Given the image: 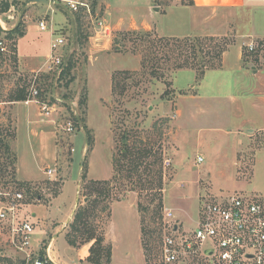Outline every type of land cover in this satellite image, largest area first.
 <instances>
[{
    "label": "rangeland",
    "instance_id": "374dc122",
    "mask_svg": "<svg viewBox=\"0 0 264 264\" xmlns=\"http://www.w3.org/2000/svg\"><path fill=\"white\" fill-rule=\"evenodd\" d=\"M11 2L0 0L4 47L0 49V190L22 192L17 215L32 224L40 253L51 238L60 261H75L64 235L54 239L53 231L77 196L74 212L60 232L76 234L70 224L83 208L82 233L76 235L74 247L89 244V264L97 260L99 264H218L201 255H186L173 263L161 257L164 234L174 226L180 232L194 229L207 203L231 193L264 194V118L252 111L244 97L239 109L230 105L229 98L211 97L225 89L238 95V83H199V70L176 67L186 56L171 52V44L163 47L164 41L155 42L164 38L161 35H193L206 26L189 22L188 12L159 13L155 25L160 35L154 30L147 35L113 29L110 52L122 54L94 59L98 54H92L89 37L105 25L98 4L97 15H91L89 4V9L67 7L61 12L52 3L32 4L30 19L27 8L24 12L27 35L23 16L24 35L7 39L5 31L16 25L22 7V2ZM158 2L166 8L178 0ZM254 13L256 24L264 25V7ZM224 14L234 27L246 16L234 9ZM41 19L45 30L39 28ZM57 34L65 42L52 52L50 44ZM115 38L122 44L120 51L112 47ZM196 38L213 39L216 50H210L215 54L237 39L234 29L224 36L192 37ZM242 47L247 61L264 62L263 40L246 38ZM50 53L72 60L69 76L60 77L47 68ZM186 54L191 52L187 49ZM156 62L159 67L153 72ZM70 76L73 79L66 87ZM33 87L40 90L41 100L55 103L53 116L40 114L34 103L10 100L16 94L27 97ZM196 91L201 98L193 97ZM67 120L74 126L69 133L63 129ZM131 147L149 149L150 155L129 169V153L124 157L122 150ZM198 155L203 161H196ZM165 158L171 160L169 167L163 165ZM166 208L173 213L170 219L165 217ZM88 234L95 238L86 240ZM7 239L6 225L0 222V264L14 254Z\"/></svg>",
    "mask_w": 264,
    "mask_h": 264
},
{
    "label": "built area",
    "instance_id": "2783aa9c",
    "mask_svg": "<svg viewBox=\"0 0 264 264\" xmlns=\"http://www.w3.org/2000/svg\"><path fill=\"white\" fill-rule=\"evenodd\" d=\"M66 6L72 10L78 7L88 8V4L81 1L67 0ZM98 26L102 28L101 21ZM104 27H106L104 25ZM102 33H108L104 29ZM39 28L46 29L45 19L39 20ZM62 37H56L50 44L53 52L64 44ZM253 48V43L248 44ZM0 49L3 42L0 40ZM63 59L50 53L47 68L60 73ZM25 105L34 103L40 114L50 116L56 111L53 102L40 99V90L33 87L23 100ZM77 117V115H75ZM69 133L74 131L71 120H67L63 127ZM197 162L203 161L198 155ZM171 160H163L164 167H169ZM51 174L49 170L47 172ZM22 192L7 189L0 190V222L4 223L8 232V243L14 251L9 260L1 264H50L52 259L48 253L40 254L39 246L34 242V228L27 220H20L17 211L18 202L22 199ZM171 209L166 208L165 217L172 218ZM161 257L165 263L176 262L180 257L201 255L214 258L218 264H264V194L252 196L231 193L214 199L203 206L197 225L189 232H180L174 226L171 233L164 234L161 241ZM211 249L212 253L206 255Z\"/></svg>",
    "mask_w": 264,
    "mask_h": 264
},
{
    "label": "crops",
    "instance_id": "0c3cea01",
    "mask_svg": "<svg viewBox=\"0 0 264 264\" xmlns=\"http://www.w3.org/2000/svg\"><path fill=\"white\" fill-rule=\"evenodd\" d=\"M16 1L26 2V0ZM61 1H63L64 4H62ZM47 2L54 4L53 9L55 11L67 9L65 4L66 0H49ZM35 3L38 2H30L26 7L27 11L25 15L27 14L28 19L31 18L28 15L30 12V5ZM98 6L99 7L97 10L99 9L100 11L101 20L105 23V26L108 27L109 32L108 34H102V32L96 31V34L89 37L92 54H98L96 57H94V59L101 55L109 57L115 54H122L110 52L111 34L113 29H128L138 31L154 30L156 33H158L155 25V18L159 13H167L170 10L181 11V13L188 12L189 16L187 18L189 22L198 23L201 26L206 27L205 29H202L203 32L199 31L193 35H161L164 37L182 38L194 36H224L228 35L230 31L234 29L237 39L234 40V42L223 52L221 56L220 67L218 69H207L199 83H205L206 85L210 82L219 84L222 81H226L227 85L230 84V81H232L233 85L238 83L240 86L238 95L235 96L225 89L220 93L221 95H211V97L229 98L232 101L230 105H232L235 109H239L240 99L241 97H244L243 99H247L246 101L248 102L250 101L249 105L251 106L252 111L264 118V62L258 64L256 62L253 63L247 61L248 59H246V56H244V49L242 47V43L245 42L246 38L264 41V25L256 24L254 13L257 9H262L264 7V0H178V2L168 4L166 8H163L158 0H98ZM260 6L263 7L260 8ZM50 7L52 6H49V8ZM53 9L51 8V10ZM229 9L239 10L240 12H244L246 14L242 21L236 23V27H234V25L229 26L228 17L224 14V12ZM97 10L95 8L94 13L97 12ZM25 15V20L23 21L26 25L25 29L27 35L28 28ZM62 17L64 18L63 13ZM51 30L55 32L53 27ZM57 36L62 37L60 34H57ZM231 52L232 54L230 55ZM231 56L232 60L229 59ZM91 58L92 56L90 59ZM200 95L201 94L196 91L193 97L201 98L202 96ZM50 116L53 115L51 114ZM49 122H51V124L55 123L54 119H49ZM57 196H59V194L56 195V197ZM56 197L54 196L52 198L54 199ZM77 198L78 197L76 196V199ZM75 207L76 200L74 206H71L68 209L67 216L62 221L63 223L68 219L69 215L73 214ZM63 223L54 224V239H56L57 236L62 233L66 240L65 233L60 232V228ZM36 238L37 237L34 236V242L38 244V240ZM52 243L53 240L51 238L47 240L42 251L43 254L45 252L49 254L50 258L52 259L50 264H76L75 261L77 264H89L88 261H86L89 244L88 246L83 245L78 248L68 244L70 245V248L73 250V252H75L74 258L76 259H74L75 261L72 260L66 263L64 261H60L57 254L53 252Z\"/></svg>",
    "mask_w": 264,
    "mask_h": 264
},
{
    "label": "trees",
    "instance_id": "16d2710c",
    "mask_svg": "<svg viewBox=\"0 0 264 264\" xmlns=\"http://www.w3.org/2000/svg\"><path fill=\"white\" fill-rule=\"evenodd\" d=\"M85 2L87 4H89V8L91 9V15H93L94 11H95V8L98 4V0H85ZM18 3L16 0H12L11 2V5H14ZM24 4V2H22V5ZM9 6V5H7ZM7 9V8H6ZM22 24L23 22H20L18 25H16L15 27L9 29V30H6L5 31V37L7 39H14L15 37H22L24 35V32L22 30ZM2 30L0 29V32ZM128 32H135V30H128ZM127 32V33H128ZM138 32V31H136ZM143 32V31H141ZM145 33H147V35L150 33V31H144ZM126 33V34H127ZM142 35V34H140ZM194 38V37H193ZM201 40L204 41L201 42ZM200 39H192V37H182V38H175V37H164L162 38L161 40H157L155 41L156 43H159L161 44L162 41H164L163 44H161L163 47H168L169 44L173 45L174 49H171L170 51L174 52L176 51V53H180V56H186L187 59H184L183 62H177L176 63V67L180 68V67H190V68H194L196 70H199V77L202 78L204 72L207 70V69H211V68H214V67H220L221 65V56L223 54V52L226 50V47H223V48H220L218 49V51L216 52H213L210 50V47L211 49L213 50L212 47H214V51L216 50V46L217 44H213L212 43V40L211 38H208V41H206L207 39H203L201 38ZM210 40V41H209ZM168 44V45H167ZM160 45V46H161ZM209 46V49L207 50L205 47ZM122 44L119 40H117L116 38L114 39L113 43H112V47L116 50V51H120V48H121ZM188 49V51L191 52V55H187L186 54V50ZM190 58H191V61H190ZM217 60L216 63L213 62V60ZM144 61V64L143 66L145 65V57L143 58ZM63 64L61 66V72H60V77H63V76H69L70 75V70L72 69V60L71 59H63ZM158 62L156 63H153L152 64V71L153 72H156L157 71V68L159 67L158 66ZM175 67V69H176ZM73 76H70L69 79H67V81L65 82V86L67 87V85L70 83V81H72V78ZM26 98V93H24L23 95H20V94H16L14 96V98H11L10 100L12 101H18V100H24ZM80 104L83 105L85 104V98L81 99L80 100ZM78 117H74V121L77 122V119ZM80 119V118H79ZM129 153V158L127 163L129 165V169L130 168H137L143 161V159H145L146 157H148L150 155V150L149 149H145L144 151H139L138 148H133L131 147L130 149H125V150H122V155L125 157L127 156ZM146 170L148 172L149 170V166L146 167ZM82 210H79L75 212L74 214V217H73V220L70 224V229L71 231L73 232H76V234H70L69 232L66 234V241L68 242V244H70L71 246H76L77 244V239H76V235L79 236V233H82V230H80V227L81 225L79 224L82 220ZM87 229V227L85 228V230ZM95 238L93 236V234H88L87 237L85 238L86 240H90V239H93ZM96 242H98V240L96 239L95 240ZM93 252V248L91 247L90 248V253L92 254ZM108 257V256H107ZM93 258H91V255L89 256V260H92ZM94 263L96 264H99V261H94Z\"/></svg>",
    "mask_w": 264,
    "mask_h": 264
},
{
    "label": "water",
    "instance_id": "95a60500",
    "mask_svg": "<svg viewBox=\"0 0 264 264\" xmlns=\"http://www.w3.org/2000/svg\"><path fill=\"white\" fill-rule=\"evenodd\" d=\"M47 1H49V0H27L26 2H24V4L21 7V11H20V14H19L18 21H17L16 25H18L21 22V20H22V18L24 16L25 9H26L27 5L30 2H47ZM77 203H78V198L76 199V205H77ZM205 253H206V255H210L212 253V250L209 249Z\"/></svg>",
    "mask_w": 264,
    "mask_h": 264
}]
</instances>
